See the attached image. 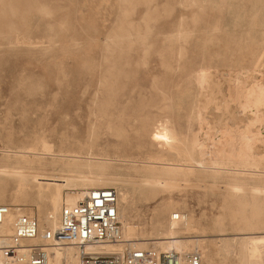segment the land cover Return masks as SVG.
Returning a JSON list of instances; mask_svg holds the SVG:
<instances>
[{
  "label": "rangeland",
  "instance_id": "1",
  "mask_svg": "<svg viewBox=\"0 0 264 264\" xmlns=\"http://www.w3.org/2000/svg\"><path fill=\"white\" fill-rule=\"evenodd\" d=\"M151 1L152 5L146 6L145 0H130L129 5L126 0H0V159L5 152L13 157L26 148L47 147L45 162L37 160L41 151L29 157V166L42 181L61 175L74 179V163L88 162L95 168L107 160L114 180L108 189L117 192V212L124 210V221L140 233L134 242L161 241L169 215L155 233L153 214L171 202L172 212L189 223L179 239L189 243L190 250L199 251L201 264H238L240 250L235 242L248 235L245 233L264 234V227L234 230L241 219V207L226 190L234 181L243 184L242 212L251 218V189L264 187V133H258L264 117L256 116L252 125L246 126V118L252 114L245 116L250 111L239 107L235 88L264 83V0ZM126 8L128 17L122 15ZM123 19L141 28L150 19L145 43L134 40L117 48L107 46ZM178 25L188 32L187 40L180 43L182 59L174 63L167 57V67H163L159 54L167 46L165 37L175 33ZM205 63L212 67L207 72L214 77L201 91L193 79ZM108 98L124 111L110 107L106 116L99 118L97 106ZM224 98L229 103L228 117V110H222ZM202 100L208 102L204 118L209 124L200 127L195 113ZM217 117L224 119L218 120L222 124L217 123ZM113 119L122 123L113 125ZM113 127L126 130L127 137H112ZM245 127L248 149L263 164L257 170L237 173L238 159L227 138ZM161 128L168 130L164 137L158 135ZM196 134L206 137L207 143L194 145ZM233 141L238 144L235 150H240L238 138ZM88 145L93 146L92 157L82 152L71 154L74 158H51L60 146L78 152ZM161 155L172 166L190 164L195 174L191 181L171 190L152 197L142 195L140 185L151 168L148 157ZM190 158L192 163H188ZM212 160L219 170L215 179L208 171ZM200 164L203 169L196 168ZM5 180L7 193L2 205L31 211L37 218L33 203L9 205V194L16 190L19 179L9 175ZM24 180L30 181V176L25 175ZM258 208L264 225V205ZM221 239H227L226 250ZM256 245L262 261L252 260L251 264H264V240H257Z\"/></svg>",
  "mask_w": 264,
  "mask_h": 264
},
{
  "label": "bare ground",
  "instance_id": "2",
  "mask_svg": "<svg viewBox=\"0 0 264 264\" xmlns=\"http://www.w3.org/2000/svg\"><path fill=\"white\" fill-rule=\"evenodd\" d=\"M129 1L130 0H126V3H128V5H129ZM151 2H152L151 0H145L144 4L146 6H149L151 4ZM180 4H181V2H180ZM128 5L126 4V6H128ZM154 9H155V7H154ZM152 11H153V8H152ZM122 15L124 17H128L127 8H126V10H124L122 12ZM146 15H149V14H146ZM120 21H121V23L119 26H117L118 28L116 29V31L111 36H109V41H107L108 42L107 46L109 48L110 47L111 48H114V47L117 48V47H120L124 44H131L134 40H135V42L139 41L140 43H145L147 38H149L148 36L150 35V29H149L148 23H149L150 19H148L147 21L145 20L144 28L143 27L141 28L140 25H138V24L132 23L131 20L126 21L123 19ZM182 27L183 26L177 27L178 29L175 31V33L165 37V43H167V46L165 47L164 50H162V53L160 52V54H159V57L161 56L160 61H161V64L163 67H167V65L165 64L167 57L174 60V63H178L182 59V52H184L183 51L184 49H182V46H181L183 43L181 45H180V43L187 40V37H188V32L182 31ZM26 45H28V44L26 43ZM211 68L212 67H210L207 63L202 64L201 66L198 67V69L196 71L195 79H193V80H195L194 83H196L198 90L199 89H201V91L205 90L207 88V85H208L206 82L208 80L213 79L214 76L211 74V72H209V73L207 72ZM194 74H195V72H194ZM254 75H256V74H254ZM237 76H238V74H237ZM237 76H235V77H237ZM227 78H225V79H227ZM247 78H245V79H247ZM249 78H250V76H249ZM232 79L234 80V78H232ZM231 80H230V82H231ZM253 80H254V78H253ZM255 80H257V79H255ZM247 83H249V82H247ZM232 87H233V85H232ZM235 89H236L235 93H236L237 98H238L237 101H239V107L242 110H244L245 112L247 110L250 111V113L248 112L247 114H245L243 111L242 112L245 114V116L248 114H249L248 116H250L252 114L251 117L246 118V120H247L246 126L250 127L256 116L257 117H259V116L264 117V112H262V110H263L262 108L264 107V83H261V82L260 83H252V84L250 83L247 86H239L238 88H235ZM233 92H234V90H233ZM230 94L232 95V91ZM235 99H236V97H235ZM203 101H205V100H202L199 109L195 113V116L199 120L200 127L202 125L208 126V124H209L208 120L206 118H204V114H207L206 110H209V107L207 106L208 102L205 104V102H203ZM224 101H225V98H224ZM224 101L222 100L221 103L222 102L224 103ZM114 102L115 101L111 100L110 98L102 101L97 106V109H98L97 110L98 111L97 116L99 118H104V116H106V112L109 110L110 107L111 108L113 107L114 109H118L117 106H119V103H117V102L114 103ZM227 104H229V103H227ZM227 104L225 101V104H224L225 106L223 105L224 108L222 110H224V109L226 110ZM215 108H217V104H216ZM221 108H222V105H221ZM160 110H162V109H160ZM215 110H216L215 112L218 111V109H215ZM219 110H220V108H219ZM229 110H228V112H229ZM123 111H124V109L120 108L119 112L122 113ZM224 112L225 111H222L223 114H224ZM228 112H226V113H228ZM218 113H219V111H218ZM109 114H111V113H109ZM228 115H230V112H229V114H226L225 116L228 117ZM221 116L222 115H220V117ZM220 117H219V119H222ZM232 117H234V116H232ZM219 119L217 117V121ZM229 119L231 120L232 118H229ZM222 120H224V119H222ZM234 120H235V118H234ZM234 120H231V121H234ZM164 121L166 122V120H164ZM214 121H215V119H214ZM111 122L113 125L116 123L121 124L122 120L121 119H113V120H111ZM211 122H213V119ZM219 122L220 121H218L217 123H219ZM216 124L214 126L218 127V125H216ZM221 126L223 127V125H221ZM227 126H228V124H227ZM258 126L261 127L260 130L258 131V133H264V122L259 123ZM160 127L161 126H159V128ZM209 128H210V126H209ZM211 128H213V127H211ZM112 129L113 130L110 134L112 137H115L116 139H122V138L125 139L127 137V131L124 130L123 128L113 127ZM199 129H201V128H199ZM225 131H226V129H225ZM246 131H248V127H245V130H243L241 133H237L236 135H233V137H232V135L228 136V138H227L228 146H230L232 153L235 154L237 159H238L237 168L234 169L235 172H237V173H246L247 169H253V168H255L257 170V168H259V166L261 164H263V161L256 159L252 155V153L249 151L248 146H247V141H249V139L247 137V134H245ZM158 132H160L158 134L159 137L165 136L164 135L165 131L163 128L159 129ZM205 132H208V130ZM216 132H214V133H216ZM210 133H212L211 130H210ZM203 134H204V132H203ZM200 136H201L200 134H196L194 140L192 141L194 143V145L195 144L202 145V144L207 143V142H205L206 137H204L205 139H203ZM258 136L262 137V134H258ZM232 138L233 139L238 138V140L240 141L239 144H241L240 146H244L245 148L244 147L241 148L239 146L240 150H238V149L235 150L234 146H238V144H234V141ZM26 150L27 151L24 153L23 152L14 153L13 157H10V152H5L3 157L0 159V205L5 203V201H3V199H4V195L7 193V191L5 193V190H6L5 177L11 175V176L18 178L19 180L16 183V185H17L16 190L13 193L9 194V199H10L9 205L16 206V205H21V204H26V203L35 204L36 214H37L36 219H38L39 226H40L41 230L48 229L50 231H55L59 227L60 211H61L62 205L75 206L80 201H82V199L86 196V193L88 191L95 190V189H108V187L113 186L114 180H113V178H111V175L109 174L108 170L110 169V165H109L110 163L107 160L100 162L99 165L96 166L95 168L93 165H89L88 162H86L85 164L80 163V162L74 163L72 166V173L75 175L74 179H72V178L66 179L64 176L61 175L60 178H54V179L49 178V179H45V181H42V178L39 177L36 172H34L35 168L29 166L31 163L29 160V157H30V155L34 154L32 152H34V151L40 152L41 151V153L38 155L39 158H37V160L41 163L45 162L46 157H45L43 152L48 150L47 147L26 148ZM82 152H85L86 155L92 157L94 154L93 146L92 145L85 146L84 149H80L78 152H72V151L67 150L64 147L60 146V147L56 148L55 154L53 156H51V158L52 159H59V160L67 159V158H74V157H72L73 155H71V154H75V153L79 154ZM201 153H203V152H201ZM191 159L192 158H190L188 160V163H192ZM148 163L151 166V168L147 170L146 175L143 177L139 192L142 195H146L149 197H152V196H154L160 192L171 190L181 183L189 182V181H191V178L195 174V169H194L195 167L191 166L190 164H188V165L178 164L177 166H172V165L168 164L166 158H164L162 155L158 156V157H153V156L148 157ZM200 165L197 166L196 168L203 169L202 165L201 166ZM216 165H217V163L215 162V160H212L210 163V167L208 168V171L210 172V176L213 179H215L217 177V173L219 172V170L216 169ZM25 175L30 176V181L24 180ZM42 183H44V185H45L44 187L42 186ZM64 188H66V191H63ZM34 189H40V190L43 189L44 191L41 193H39V192L37 193ZM226 190L228 192L230 199L235 201V203L238 205V207H241V208H239V211L241 212V219L236 221V223L234 225L235 231H241V232L254 231V230H259L262 227H264L262 216H260V210L258 208L260 206V204L264 205V187H256L254 189H251V195L253 197L252 198V208L253 209L251 211V218L245 217L244 212H242L243 211L242 206L245 205V200H244L243 195L245 194V191H246V188L243 186V184H239V183L234 181V182L228 184V186L226 187ZM117 206H118V203H117ZM11 209H12L11 214L8 217L7 222L5 224V227H4V230L6 232H10L11 224L14 221V218L16 216H18L20 214H26V213H28V215H30V216L33 215V213L31 211L26 212V211H23L22 209L12 208V207H11ZM172 209H173V204L171 202H166L164 204V206L162 207V209L154 212L153 224H152V231L153 232H155V233L159 232V224L164 219L165 215H169V220L164 225V227H162V230H163L162 233L163 234L161 235V238H159V239H161V241H157V242H153V243L151 242L150 244L144 243V242L143 243L134 242V240L137 238V236L140 233L138 234L137 229L133 225H130L129 223H126L124 221L123 217H124L125 211L118 209V215H119L118 218L122 224L123 239L125 241L130 242V247L133 249H136V250L154 249L158 252H163V253L164 252H176L180 255H185V254L192 253L195 251H197L199 253V251L196 248L190 250L189 243H187L185 241H181L179 239L180 238L179 235L182 233L183 227H184V230H188V224L189 223L187 224L185 222L183 216L180 217L179 214L172 212ZM247 212H249V211H247ZM174 215H178L177 220L174 219ZM220 223L222 224V222H220ZM217 224H219V223H217ZM219 231L223 232V229L221 228ZM245 234H248V235L240 238L237 242H235V244H238L237 246L240 250V253H239L240 258H239L238 264H251L252 260L261 263L262 254H261V251L259 250V247L256 245V243H257V240H264V234L263 235H254L256 233H252V232L245 233ZM193 241L194 240H192V242ZM198 241L196 243H198ZM220 242H222L224 244V249L226 250L228 248L227 239H221ZM193 245H194V243H193ZM119 248H120V246L107 245V246L102 247V248H92L90 250L94 251V252L111 253L113 251L118 250ZM200 256H201V254H200ZM48 264H79V250H78L77 246L74 245L73 243H60V244L54 245V247H52L49 250Z\"/></svg>",
  "mask_w": 264,
  "mask_h": 264
},
{
  "label": "built area",
  "instance_id": "3",
  "mask_svg": "<svg viewBox=\"0 0 264 264\" xmlns=\"http://www.w3.org/2000/svg\"><path fill=\"white\" fill-rule=\"evenodd\" d=\"M117 192L95 189L75 206H61L59 227L41 230L33 215L14 218L10 232L4 230L10 206H0V264H48L49 250L56 244L73 243L79 250V264H201L198 252L180 255L154 249L136 250L122 236L117 212ZM178 215H174L177 220ZM116 245L111 253L92 248Z\"/></svg>",
  "mask_w": 264,
  "mask_h": 264
}]
</instances>
